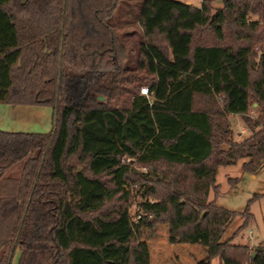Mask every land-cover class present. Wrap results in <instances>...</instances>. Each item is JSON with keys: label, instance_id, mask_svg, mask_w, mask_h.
I'll use <instances>...</instances> for the list:
<instances>
[{"label": "trees", "instance_id": "obj_1", "mask_svg": "<svg viewBox=\"0 0 264 264\" xmlns=\"http://www.w3.org/2000/svg\"><path fill=\"white\" fill-rule=\"evenodd\" d=\"M215 1L0 0V104L52 109L47 134L0 131V264H152L159 226L197 264H264L215 204L218 167L264 165V0Z\"/></svg>", "mask_w": 264, "mask_h": 264}, {"label": "rangeland", "instance_id": "obj_2", "mask_svg": "<svg viewBox=\"0 0 264 264\" xmlns=\"http://www.w3.org/2000/svg\"><path fill=\"white\" fill-rule=\"evenodd\" d=\"M174 1L196 8H199L202 2V0ZM221 6V1L213 2V11ZM252 105L249 107L248 115L253 120H258L260 109L253 108ZM230 122L232 139L234 141H241L248 137L247 127L239 117H231ZM244 161L241 160L235 165L217 168L216 185L219 187V195L215 199V204L238 214L229 224L223 240L232 237L236 232V236L232 240L233 244L248 245L250 248H254L264 242V165L253 177L242 170L241 166ZM137 170L144 172L142 169ZM229 179H237V182L234 184ZM128 190L131 194L129 213L133 220H136V215L139 212L137 206L139 199L135 193L136 187L131 186ZM254 196L259 197L253 200ZM209 199H213L212 193L209 195ZM247 204H249L251 218L247 227L244 230L238 231V228L244 221V218L240 214L245 211ZM142 240L148 245L152 264H197L205 259V253L199 246L169 245L167 242V229L164 226H159L156 232L146 230ZM18 258L19 255L17 253L12 264H17ZM210 264L219 263L217 259H214Z\"/></svg>", "mask_w": 264, "mask_h": 264}, {"label": "crops", "instance_id": "obj_3", "mask_svg": "<svg viewBox=\"0 0 264 264\" xmlns=\"http://www.w3.org/2000/svg\"><path fill=\"white\" fill-rule=\"evenodd\" d=\"M252 107L256 109L258 108L256 104H253ZM231 117H236V115H230L229 121ZM51 130V108L39 106L0 104V131L13 133L47 134L51 132ZM252 176L254 177V175Z\"/></svg>", "mask_w": 264, "mask_h": 264}, {"label": "built area", "instance_id": "obj_4", "mask_svg": "<svg viewBox=\"0 0 264 264\" xmlns=\"http://www.w3.org/2000/svg\"><path fill=\"white\" fill-rule=\"evenodd\" d=\"M141 94L144 95V96H147L148 95V90L147 89H142L141 90Z\"/></svg>", "mask_w": 264, "mask_h": 264}, {"label": "water", "instance_id": "obj_5", "mask_svg": "<svg viewBox=\"0 0 264 264\" xmlns=\"http://www.w3.org/2000/svg\"><path fill=\"white\" fill-rule=\"evenodd\" d=\"M100 99H102V98H100Z\"/></svg>", "mask_w": 264, "mask_h": 264}]
</instances>
